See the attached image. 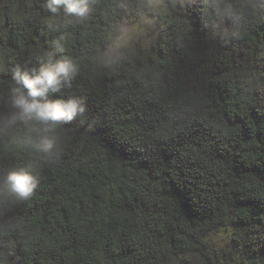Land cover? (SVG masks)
<instances>
[{
	"label": "trees",
	"instance_id": "1",
	"mask_svg": "<svg viewBox=\"0 0 264 264\" xmlns=\"http://www.w3.org/2000/svg\"><path fill=\"white\" fill-rule=\"evenodd\" d=\"M43 4L0 0V114L11 67L57 40L78 73L53 98L87 111L55 155L0 133V173L39 180L0 210V264H264V0H91L83 20ZM149 16L153 42L108 54Z\"/></svg>",
	"mask_w": 264,
	"mask_h": 264
},
{
	"label": "clouds",
	"instance_id": "2",
	"mask_svg": "<svg viewBox=\"0 0 264 264\" xmlns=\"http://www.w3.org/2000/svg\"><path fill=\"white\" fill-rule=\"evenodd\" d=\"M91 0H44L43 7L53 15L61 12L69 18L83 20L90 14ZM61 40L64 39L62 36ZM55 52L36 66L15 64L10 72L14 81L10 111L0 114V133L15 132V139L33 153L51 156L58 153L60 138L57 129L68 125L87 111L86 101L77 95L53 98L62 90L71 89L78 66L63 52L60 40ZM23 136L19 135L21 128ZM39 184L30 165H14L0 173V210L29 200Z\"/></svg>",
	"mask_w": 264,
	"mask_h": 264
},
{
	"label": "rangeland",
	"instance_id": "3",
	"mask_svg": "<svg viewBox=\"0 0 264 264\" xmlns=\"http://www.w3.org/2000/svg\"><path fill=\"white\" fill-rule=\"evenodd\" d=\"M159 33L153 16L144 17L130 26H123L118 32L108 54L111 55L118 50L119 46L138 43L142 45H149L153 42ZM215 241L221 245L225 244L228 239L226 231L216 232L214 235Z\"/></svg>",
	"mask_w": 264,
	"mask_h": 264
}]
</instances>
